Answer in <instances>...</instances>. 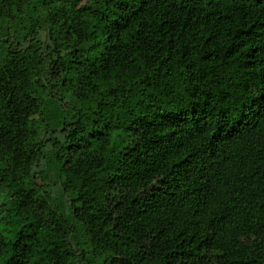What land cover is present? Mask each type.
I'll return each instance as SVG.
<instances>
[{"label": "trees", "instance_id": "obj_1", "mask_svg": "<svg viewBox=\"0 0 264 264\" xmlns=\"http://www.w3.org/2000/svg\"><path fill=\"white\" fill-rule=\"evenodd\" d=\"M0 264H264V0H0Z\"/></svg>", "mask_w": 264, "mask_h": 264}, {"label": "rangeland", "instance_id": "obj_2", "mask_svg": "<svg viewBox=\"0 0 264 264\" xmlns=\"http://www.w3.org/2000/svg\"><path fill=\"white\" fill-rule=\"evenodd\" d=\"M53 194H54L55 196L57 195V193H56V192H54Z\"/></svg>", "mask_w": 264, "mask_h": 264}]
</instances>
